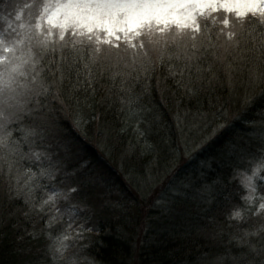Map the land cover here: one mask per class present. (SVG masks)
I'll return each mask as SVG.
<instances>
[{"label":"trees","instance_id":"1","mask_svg":"<svg viewBox=\"0 0 264 264\" xmlns=\"http://www.w3.org/2000/svg\"><path fill=\"white\" fill-rule=\"evenodd\" d=\"M211 31L214 34L215 28ZM255 35H259L258 28ZM222 42L223 37L216 43ZM212 51L209 49L206 60L201 61L204 66L213 60ZM216 51L219 54L223 50ZM152 59L155 62L156 56ZM136 67L137 71L132 67L111 71L135 77L138 63ZM157 74L168 76L163 68ZM120 79L117 77V82ZM100 82L111 84L107 73ZM142 89L143 80L135 82V91L140 94L138 106H133L138 108L137 115L127 109L120 111L119 104H95L92 108L80 105L83 119L77 123L72 118L76 106L64 110L53 107L45 109L44 119L34 114L21 125L12 126L18 129L31 123L43 128V138L29 137V142L34 141V151L50 155L59 170L55 181L39 182L78 186L79 193L74 195L85 207L69 221L64 213L68 202L59 201L63 219L45 230L51 239L46 234L32 239L29 233L41 232L45 221L25 216L28 208L22 195L9 198L7 192L9 184L17 186V179L19 187L27 191V169L38 172L49 161L18 158L11 173L4 164L0 171V264H52L47 245L65 230L88 264H199L221 251L223 264L254 261L251 247L239 246L232 236H224L227 228L223 224L232 222L228 216L234 209L245 207L236 181V172L242 165L229 152L234 147L245 151L242 154H259L264 149V90L254 87L248 93L250 102L244 104L241 98L245 91L236 72L230 79L218 73L209 90L191 98L172 86L171 77L159 89ZM137 125L142 135L137 134ZM21 136L20 131L13 132L14 138ZM193 142L194 153L183 160L181 149ZM21 143L27 153L28 143ZM61 179L63 185L59 183ZM150 180L155 183L157 198L166 195L159 209L149 207L154 196L141 194L147 192L142 190ZM37 191L33 200L38 203ZM85 217L93 231L85 233L84 240H76L75 230ZM253 217L251 212L245 213L243 223L250 226ZM69 222L71 229L67 228ZM260 223L261 220L255 224V229ZM257 236L252 243L254 250L264 251V234Z\"/></svg>","mask_w":264,"mask_h":264},{"label":"snow or ice","instance_id":"2","mask_svg":"<svg viewBox=\"0 0 264 264\" xmlns=\"http://www.w3.org/2000/svg\"><path fill=\"white\" fill-rule=\"evenodd\" d=\"M257 28L259 35H255ZM221 37L223 42L217 44ZM218 48L223 50L219 54ZM209 49H213V60L204 66L201 61ZM137 63L135 77L111 71L129 67L137 71ZM159 68L168 76L158 75ZM220 72L229 79L238 73L244 104L250 102L248 93L254 87L264 90V0H0V171L6 164L11 173L18 158L49 161L38 172L27 169V191L17 179V186L9 184L7 192L9 198L22 195L28 208L25 216L45 221L41 232L29 233L32 239L41 234L51 239L45 230L63 219L59 201L68 202L64 213L69 221L85 205L74 195L79 193L78 186L39 182L55 181L59 170L50 155L34 151V141L29 142V137L43 138V128L31 123L18 129L13 125L34 114L44 119L45 109L53 107L76 106L72 118L77 123L83 119L80 105L119 104L120 111L137 115L138 108L133 106H138L140 94L135 82L143 80L142 91H148L159 89L171 77L172 86L191 98L209 90ZM105 73L111 81L107 86L100 82ZM17 130L22 133L20 139L13 137ZM135 130L143 134L138 125ZM21 141L28 143L27 153ZM250 171L238 173L247 191L241 197L245 207L234 209L228 220H245V213L251 212L261 223L255 231L244 230L243 236L232 237L240 245L249 236L264 234V155ZM37 189L43 192L38 203L33 200ZM87 220L75 230L76 240H84L85 233L93 231ZM67 228H72L71 222ZM69 238L65 230L49 250L54 248L62 257Z\"/></svg>","mask_w":264,"mask_h":264},{"label":"rangeland","instance_id":"3","mask_svg":"<svg viewBox=\"0 0 264 264\" xmlns=\"http://www.w3.org/2000/svg\"><path fill=\"white\" fill-rule=\"evenodd\" d=\"M194 145H195V142H193L191 144H187L188 147L181 149V158L183 160H184V158H186V157H188V156H190L191 154L194 153L193 151H194V149H196ZM243 152H245V151L240 150V148H238V147H234V148L231 149V152H229V153H232V157L236 156L235 158L238 159L237 161H239L241 163V165H242L241 169H238L237 172H236L237 173L236 174V181H238V184H239V186L241 188V191L243 193V196H244V195H247V191L244 189V187L240 183V178H239L238 173L248 172V174H251L250 170L253 167V164L259 161L260 157L262 155H264V152L263 153L261 152L259 154H256V153H254V154L253 153H251V154H247V153L242 154ZM206 166H207V171H210L211 170V165H209L207 163ZM262 174H264V173H262ZM164 175L162 177H165ZM158 177H159V175L157 176V178ZM199 177H201V176L199 175ZM158 179L155 180V181L153 179V181L157 182ZM153 181L150 180L149 184L144 183L145 184L143 186L144 190H142V191H147V192H141L140 190L139 191L141 192L142 195L148 194V197H151V198L154 196V199L152 200V203L149 205V207L150 208L152 207V209H159V203L166 198V195L162 196V198H161V196L159 198L156 197V194L154 192L155 183H153ZM257 183L259 184L260 182L258 181ZM258 191H260V190L258 189ZM37 193H38L37 196L39 198H40L41 195H43V192H41V190H38ZM202 193H203V191H202ZM261 194H264V193H261ZM168 206H170V205H168ZM168 206H166L165 208H167ZM244 206H245V204H244ZM186 217H188V216H186ZM250 221H251V225L250 226H247L246 224H244L243 220L242 221L232 220V222L229 223V224L226 221L223 224V226H225L227 228V229H225L224 236H226V237H231V236L234 237L235 236V237L239 238V237L243 236V231L244 230L255 231L256 230L255 229V224L257 225L258 222H260V218L254 216L253 220L251 219ZM229 225H231V226H229ZM236 226H238V228ZM240 226H241V229H240ZM235 228H237V229H235ZM207 233L208 234H212V233H210V230H208ZM238 234H240V235L237 236ZM256 237H258V236H249V237H247L245 243L243 245L239 244V246H242L244 248L250 247L249 245H252L253 240L256 239ZM55 241H53L51 243V245H47L48 253L52 257V264H73V262H74V264H88L87 258L85 257V259H83L81 257L82 255L84 256V254H83V252H81L79 250L80 248L78 247V245L76 244L75 241H71V239L67 240V241L66 240L64 241V243L66 245H68V248L64 251L62 257L60 256L59 253H56L54 251V248L52 250H49L50 246L54 245ZM231 242H233V241H231ZM235 243H237V242H235ZM251 248L254 251L253 254H252V257H251L252 259H254V261L251 262V264H264V251L263 250H259V251L258 250H254V247H251ZM223 253H224V251H221L220 253L217 252V255H215V253H214L208 259H205L203 261H199V264H223L224 260H223V257H221ZM54 255L56 257L55 259L53 258Z\"/></svg>","mask_w":264,"mask_h":264}]
</instances>
